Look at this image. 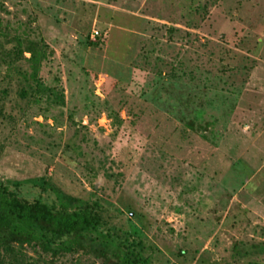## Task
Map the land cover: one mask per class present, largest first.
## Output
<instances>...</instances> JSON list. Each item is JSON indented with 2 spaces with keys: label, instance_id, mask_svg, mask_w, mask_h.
<instances>
[{
  "label": "rangeland",
  "instance_id": "rangeland-1",
  "mask_svg": "<svg viewBox=\"0 0 264 264\" xmlns=\"http://www.w3.org/2000/svg\"><path fill=\"white\" fill-rule=\"evenodd\" d=\"M15 37L63 102L0 59V179L98 201L149 264H264V0H0V56Z\"/></svg>",
  "mask_w": 264,
  "mask_h": 264
},
{
  "label": "trees",
  "instance_id": "trees-1",
  "mask_svg": "<svg viewBox=\"0 0 264 264\" xmlns=\"http://www.w3.org/2000/svg\"><path fill=\"white\" fill-rule=\"evenodd\" d=\"M14 39L0 59L8 72L15 71L25 81L19 96L38 101L45 94V99L62 103V96L42 84L37 75L44 43ZM23 52L28 56H22ZM18 58L26 61L27 71L16 65ZM195 112L200 113L198 109ZM46 185L43 176L22 181L0 179V264H48L42 255L54 258L64 253L91 254L99 264H149L136 227L125 231L109 227L103 215L106 209L98 201L64 195L54 188L49 192ZM25 245L37 253L36 260H28ZM70 264L78 262L75 259Z\"/></svg>",
  "mask_w": 264,
  "mask_h": 264
},
{
  "label": "built area",
  "instance_id": "built-area-1",
  "mask_svg": "<svg viewBox=\"0 0 264 264\" xmlns=\"http://www.w3.org/2000/svg\"><path fill=\"white\" fill-rule=\"evenodd\" d=\"M95 35H97V31H94V30H93V32H92V34H91V38H93Z\"/></svg>",
  "mask_w": 264,
  "mask_h": 264
}]
</instances>
